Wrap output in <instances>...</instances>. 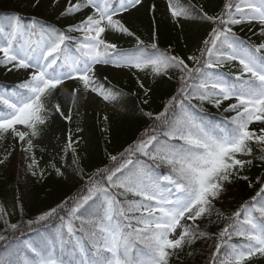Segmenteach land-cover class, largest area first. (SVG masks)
Returning <instances> with one entry per match:
<instances>
[{"label": "snow or ice", "instance_id": "6c2138e0", "mask_svg": "<svg viewBox=\"0 0 264 264\" xmlns=\"http://www.w3.org/2000/svg\"><path fill=\"white\" fill-rule=\"evenodd\" d=\"M142 2L68 0L61 18L88 13L65 29L37 20L25 29L18 13L0 17V66L28 71V79L0 90V140L10 136L20 144L29 154L33 176L44 175L37 171L34 142L54 117L71 121L72 108L89 92L107 102L123 95L100 83L97 65L150 70L154 78L175 70L178 81L162 111L141 108L152 123L123 152L109 154L108 165L86 173L72 149L74 170L84 180L75 196L27 221L21 206L17 223H11L0 206L4 232L23 236L22 224L45 225L43 231L33 229L34 239L17 237L18 246L0 258V264H172L197 240L210 238L197 221H211L213 215L231 222L217 234L210 264L264 259V178L257 177L261 187L256 196L231 216L216 207L228 186L249 179L243 173L254 167V161L264 166V0H226L219 15H209L202 5L180 8L169 0L174 20L182 17L213 25L203 46L186 58L155 42L146 44L117 18ZM40 3L33 0L32 6ZM237 25L255 29L253 35L258 34L261 42L254 44L237 35L233 31ZM109 32L135 37L136 44L118 47L106 39ZM231 62H238L239 74L221 70ZM66 81L78 85L70 93L67 115L53 100L63 94ZM140 87L142 104L147 105L151 90L143 83ZM225 102L224 112L234 113L230 117L212 118L202 108L208 103L220 109ZM71 144L69 136L67 148ZM161 164L167 166V173H161ZM56 172L64 175L60 169ZM233 236L241 239L232 243ZM7 239L0 235V240Z\"/></svg>", "mask_w": 264, "mask_h": 264}, {"label": "trees", "instance_id": "16d2710c", "mask_svg": "<svg viewBox=\"0 0 264 264\" xmlns=\"http://www.w3.org/2000/svg\"><path fill=\"white\" fill-rule=\"evenodd\" d=\"M24 2L25 0H0V14L18 12ZM195 3L197 7L202 5L209 15H219L226 0H216L212 6L207 4V0H195ZM183 4L187 8L189 7L185 2ZM153 5L155 6L154 10ZM143 9L142 13L133 16L129 22L125 20L123 22L146 44L150 45L155 42L159 48L168 49L174 54L185 58L203 46L202 40L205 38V33L202 31L190 33V29L183 22L163 14L161 3L152 0L151 4ZM43 21L45 24H51L59 29H65L69 24L79 22V20L59 22L56 19ZM233 31L252 43H254L253 41L257 36L253 35V32L244 26L237 25L233 28ZM73 34L71 33V35ZM108 39V41H114L118 47L122 48H131L136 44L135 37L126 34H119L114 39ZM258 43L260 42L255 40L254 44ZM189 64L191 66V62ZM221 70L230 72L233 75L239 74L240 71L231 63L224 64ZM168 76L172 79H169ZM168 76L154 78L149 70V77L144 80L137 73L131 71L116 74L108 73L105 76L106 87L119 90L123 93L121 96L130 99L131 113L119 115L100 112L86 120L81 111L72 110L71 121L62 119L61 122H57L61 129L71 136V148H67V144L56 151L47 148L35 149L40 154L41 161L45 162L43 177L32 175L26 164L28 154L23 152L20 144L15 141L11 147L9 159L0 164V206L6 210L10 222L17 223L21 220V206L24 210L23 220H31L41 212L56 207L62 201L75 196L84 187V180H81L74 170L72 149H75L79 166L90 174L97 168H102L110 163L109 154L117 155L123 152L124 148L136 140L152 123L151 120L141 114V108L144 111L153 113L162 111L167 100L175 94L178 86L175 70H170ZM12 81L18 84L20 78L18 79L14 74L0 71V83ZM140 83H143L144 88L151 90L147 105L142 104L145 97ZM227 103L225 102L220 109L208 103H204L202 108L212 118L230 117L234 113L224 112L223 110L227 107ZM105 117H107L106 120ZM13 147L15 151L12 150ZM56 169H60L64 175H57ZM159 169L161 173H167L166 165H159ZM243 175L248 176L249 179L246 181L240 180L228 186L227 191L216 202V207L221 209L226 216H231L245 202L251 201V198L256 196L261 187L257 177L264 178V166L254 161V167L250 171H245ZM65 214V211L60 212L61 216ZM55 222V220L51 221V223ZM230 222V220L224 218L217 220L215 215H213L211 221L207 218L197 221L200 227L210 234V238L197 240L191 248L185 249V253L181 254L179 261L174 258L172 264H210V258L214 252L213 245L218 242L217 234L225 224ZM21 227L24 228L23 236H20L19 233L4 232L3 224L0 222V235L8 237L7 240H0V258H6L9 252L15 250L18 246L17 237L19 241L34 239L36 233L33 229L39 228L43 231L45 225H34L33 228H25L22 224ZM240 239L233 236L231 242H238ZM5 248L8 249L7 252ZM189 252L191 255H187ZM260 264H264V260Z\"/></svg>", "mask_w": 264, "mask_h": 264}, {"label": "rangeland", "instance_id": "374dc122", "mask_svg": "<svg viewBox=\"0 0 264 264\" xmlns=\"http://www.w3.org/2000/svg\"><path fill=\"white\" fill-rule=\"evenodd\" d=\"M155 1L157 3L159 2L162 4L164 15L172 16L171 11L169 9V0H155ZM186 1H187V5L193 4L192 1H189V0H186ZM214 1L215 0H208L207 4L209 6H212ZM72 2L75 3V0H72ZM178 2L179 0L178 1L172 0V3L177 5L178 7L186 8L185 6L181 5ZM32 3H33V0H25L24 4L21 7L19 14L21 16H27L31 12H37V13H41L40 15H42L39 17H45L47 19L58 18V19L63 20V19L69 18V17H65V18L60 17V12L63 11V9L67 6L68 0H59L58 4L54 3V0H41V3L38 7H33ZM142 11H143L142 9H137V8L131 9L128 12V14L129 15L134 14V13L139 14ZM87 13H88V10H85L84 13L76 14V16L79 18H83V16L86 15ZM119 16L117 17L118 19H120ZM73 18L74 17H72V19ZM177 19L182 21L183 24L187 26L188 29H190V33H196L199 31H202L205 33L208 30L210 32L212 28L211 24L206 21L190 20V19H184L182 17H179ZM19 22L23 26V23L21 21ZM30 28H31V25L29 24L26 29H30ZM117 34L118 33H111V32L108 33V35L111 38H115ZM233 64L239 66L238 62H233ZM9 67L11 66L9 65ZM0 70L1 71L6 70L8 73H11V74L15 73L21 76L22 78H28V71L23 70V69H20V70L12 69L11 71H9L8 68L0 66ZM126 70H128V68H115L112 65H97L96 75L99 78L100 83L104 84V86L106 87L105 75L107 72L116 74L119 72H126ZM129 70L137 73L144 80H147L149 77V71L140 72L135 69H129ZM77 86L78 85L76 84L75 81H66L63 86V94L53 97L54 101H58L61 104L62 110L65 112V115L68 114V108L70 106V93L72 92L73 88ZM3 89H9V88H6L3 85H0V90H3ZM130 106H131L130 99L127 98L126 96H120V98L117 101L107 102V101H103L102 98L99 97L97 94L89 92L87 93L86 97L79 100L77 106L74 107L73 109H76L77 111H81L84 118L88 120L94 114L100 113V112L119 114V115L131 113ZM58 121L61 122L62 118L57 115L50 122L49 127L45 130L42 138L34 142L36 143V148H48V149L56 151L59 148H62L63 146L67 145L68 135L61 129V127L57 123ZM13 143H14V140L10 136L7 137L6 139L0 140V159H2L8 152H10V148L12 147ZM28 156L26 160L27 165L31 163V160L28 158ZM35 158H37L36 155H35ZM38 158L42 159L41 157H38ZM8 159L9 157L7 158V160ZM39 159H37V161H39ZM43 164H45L44 161L42 163H39V168L37 169L38 172L40 170H43ZM262 260L264 259L259 258V257L254 258L251 264H260Z\"/></svg>", "mask_w": 264, "mask_h": 264}]
</instances>
